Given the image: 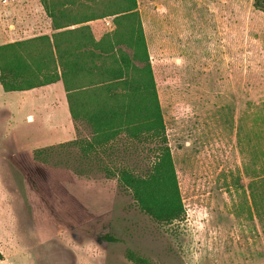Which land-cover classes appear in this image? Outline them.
<instances>
[{"label":"rangeland","instance_id":"obj_1","mask_svg":"<svg viewBox=\"0 0 264 264\" xmlns=\"http://www.w3.org/2000/svg\"><path fill=\"white\" fill-rule=\"evenodd\" d=\"M136 10L184 218L153 223L66 145L89 136L83 122L55 139L27 94L2 91L0 264H135L129 250L150 264H264L263 13L252 0H136ZM43 19L38 0H0V43L40 35ZM108 27L90 24L95 39ZM117 159L140 172L151 155ZM105 233L118 241L98 242Z\"/></svg>","mask_w":264,"mask_h":264},{"label":"trees","instance_id":"obj_2","mask_svg":"<svg viewBox=\"0 0 264 264\" xmlns=\"http://www.w3.org/2000/svg\"><path fill=\"white\" fill-rule=\"evenodd\" d=\"M38 2L54 32L0 44L2 90L25 91L61 81L71 119L89 129L87 138L66 143L77 148V158L93 159L153 223L181 221L185 210L136 0ZM252 6L264 15V0H252ZM105 17L112 18L113 28L98 39L89 25H82ZM136 151L151 155L140 172L117 159ZM97 241L118 239L105 233ZM125 257L150 264L130 250Z\"/></svg>","mask_w":264,"mask_h":264},{"label":"crops","instance_id":"obj_3","mask_svg":"<svg viewBox=\"0 0 264 264\" xmlns=\"http://www.w3.org/2000/svg\"><path fill=\"white\" fill-rule=\"evenodd\" d=\"M102 20L104 21V23L106 25L110 24V27H108V28H109V30H112L113 24H112L111 20L110 19H102ZM94 22H97V20L96 21H90V22L84 23L82 25H89L90 26V24H93ZM43 23H45L44 28H43V32L39 33V34L40 35L41 34L51 35L54 32L50 27L51 20L47 17V19H43ZM46 24L48 26H45ZM76 26H71V27H69V29H72ZM101 35H99V37H101ZM33 36H36V35H33ZM20 39L21 38H18V40H20ZM12 41H16V40H11L9 42H12ZM4 43H8V42H2L0 44H4ZM49 88H51L53 91H56L55 96H52V95L45 96L46 93L48 92ZM2 91L3 90L0 86V96H3V95H1ZM3 92H5V91H3ZM14 92L27 94L25 97H22L21 100H23L22 102H24L28 107H30L33 110V113H35V116L38 115L39 117H41V119H45L48 121L51 120L52 122L54 121L53 122L54 124L49 123L50 122L49 121L48 124L46 125L45 129L55 130V136H54L55 139L61 138L64 135L68 136V138L64 139V140H68V139L71 140L72 139V132L73 131L71 132V130H73V125L75 124L74 122H77V121H73L70 117V114L68 112L67 100H66V92L63 89V85H62L61 81H57V82H54L52 84H48L45 86L32 88L30 90L14 91ZM48 97H50V99ZM48 111H49V113H51L50 115L46 114ZM51 127H54V129H52Z\"/></svg>","mask_w":264,"mask_h":264},{"label":"built area","instance_id":"obj_4","mask_svg":"<svg viewBox=\"0 0 264 264\" xmlns=\"http://www.w3.org/2000/svg\"><path fill=\"white\" fill-rule=\"evenodd\" d=\"M7 0H3V2H6Z\"/></svg>","mask_w":264,"mask_h":264}]
</instances>
